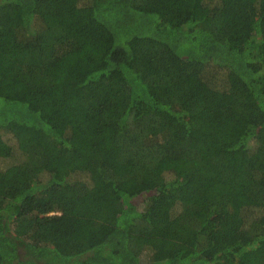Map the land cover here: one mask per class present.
I'll use <instances>...</instances> for the list:
<instances>
[{
    "label": "trees",
    "instance_id": "1",
    "mask_svg": "<svg viewBox=\"0 0 264 264\" xmlns=\"http://www.w3.org/2000/svg\"><path fill=\"white\" fill-rule=\"evenodd\" d=\"M0 264H264V0H0Z\"/></svg>",
    "mask_w": 264,
    "mask_h": 264
},
{
    "label": "rangeland",
    "instance_id": "2",
    "mask_svg": "<svg viewBox=\"0 0 264 264\" xmlns=\"http://www.w3.org/2000/svg\"><path fill=\"white\" fill-rule=\"evenodd\" d=\"M14 93H15V91L12 94H14ZM20 94H22V93H20ZM83 213H84V211H83V208H82L81 204L75 205V208L73 210V214L72 215H74L76 217V216L82 215ZM51 215H53V214H51ZM250 262H251V260H250Z\"/></svg>",
    "mask_w": 264,
    "mask_h": 264
}]
</instances>
